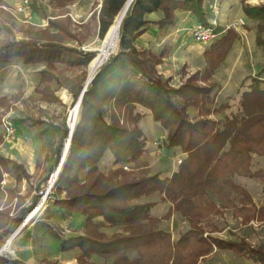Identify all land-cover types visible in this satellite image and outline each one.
I'll use <instances>...</instances> for the list:
<instances>
[{
    "label": "rangeland",
    "instance_id": "obj_1",
    "mask_svg": "<svg viewBox=\"0 0 264 264\" xmlns=\"http://www.w3.org/2000/svg\"><path fill=\"white\" fill-rule=\"evenodd\" d=\"M226 1L230 3L225 5L230 14L226 20L221 21L217 14L221 10L220 5ZM103 2L104 0H0V48L15 40L58 42L84 53L95 54L93 62L105 39L100 36L98 28L99 12ZM214 5H217L216 13L211 10ZM245 6L262 7L264 0L245 2L207 0L206 4L204 2L207 16L209 15L213 22L216 21L215 29L217 33H221L217 40L228 30H233L239 40V30H235L231 25L239 20V16L243 17V14L247 17V25L243 30H254L255 35H244L237 47L234 48L235 43L233 44L227 55L231 57L226 66L227 71L231 70L233 74L231 80L228 78L231 81L228 82V86L223 87L221 73L216 76L218 69L223 68L227 57L212 76H209L206 61V67L197 71L199 66L203 67V63L183 64L177 61V64H172L171 67L165 66V63H169L167 58L172 53L169 47L158 54L163 53L164 58L163 64L159 65L157 70L167 81L169 88L178 90L185 86H193L212 89L207 104L211 112L209 118L220 123L238 113L242 93L252 87L254 80H259L264 67V47H259L256 43V38L260 36L258 21L245 14L243 10ZM261 38H264V34ZM119 41L120 32L116 46L109 50L93 80L109 57L116 52ZM191 42L192 45H196L193 40ZM211 45L206 46L207 50ZM91 63L85 67L58 65L55 70H50L44 64H27L22 58H15L0 66V157L22 165L31 176L29 180L23 179L19 182L15 174L10 172L3 174L1 189L5 192V200L9 191L22 197V200L16 196L9 203L11 224L7 236L0 237V257L17 260L22 264H115V258L88 255L79 248L64 250L61 240L85 237L105 243L119 237H127L130 230L124 226H111L103 218L87 220L83 215L66 216L55 208L50 197L65 199L69 192L76 193L82 186L97 185L101 192H105L110 188L124 187L143 178L154 176L160 179L171 178L179 171L180 163L186 157L180 148L169 150L164 146L167 132L153 121L149 111L139 107L136 112L143 114L144 117L138 122L123 123L124 111L106 104L103 111L108 122L111 123V117L116 116L121 120V126L143 133L141 138L145 141L143 153L129 162L117 163L110 151H105L102 156L98 150L94 151L95 154L91 158L93 164L68 169L66 181L56 185V180L51 186L50 181L61 163L70 136L71 112L87 85ZM43 71H49L56 79L42 81ZM260 80L264 81L263 75ZM79 87L82 88L77 95ZM259 87H264V82ZM188 113L191 120L200 119L197 109L189 108ZM81 117L82 109L79 123ZM7 122L14 130L13 135H9L6 130ZM263 130L264 128H260L258 132ZM64 133L67 135L64 136ZM62 141L63 148L60 153L58 149ZM249 170L252 173L264 171V157L253 155ZM4 180L5 185L2 184ZM233 181L248 192L255 207L248 204L244 206L243 211L234 212L222 208L218 200L209 195V199L218 210L216 211L211 207L208 197H203L199 212L206 218L201 226L206 236L210 234L216 239L243 242L250 249L264 250V184L260 180L241 175H236ZM42 202L44 207L40 215L33 222L26 224L30 215ZM115 203L122 206L151 204V216L160 220L154 230L170 233L174 242L180 240L190 229L186 218L175 211L174 204L163 198L161 192L147 196L127 191L126 194H121ZM238 204L239 208L244 205L239 202ZM25 224L26 228L16 236ZM12 236H15L14 241L5 250L4 247ZM128 261L129 263H126L119 259L117 264H146L139 261L136 253L131 254ZM198 264L261 263L231 251L214 249Z\"/></svg>",
    "mask_w": 264,
    "mask_h": 264
},
{
    "label": "trees",
    "instance_id": "obj_2",
    "mask_svg": "<svg viewBox=\"0 0 264 264\" xmlns=\"http://www.w3.org/2000/svg\"><path fill=\"white\" fill-rule=\"evenodd\" d=\"M127 1L104 0L98 25L102 38ZM204 2L135 0L132 3L120 28L116 52L102 66L83 95L81 121L75 129L70 153L56 185L66 181L68 169L93 164L91 158L94 151L98 150L100 156L110 151L115 162L126 163L136 159L145 150L140 130H129L121 126V120L116 116L111 117V123L105 119L103 106L106 104L124 111L123 123L142 119L144 115L136 112L139 107L149 111L153 121L167 132L164 146L169 150L180 148L186 156L180 163L179 171L171 178H143L105 192H101L97 185H89L79 187L76 193L69 192L65 199L50 197L55 208L66 216L83 215L87 220L103 218L111 226H124L130 230L127 237L105 243L85 237L61 240L62 249L79 248L88 255L115 258V264L119 259L129 263V256L134 253L138 254L139 261L146 264H198L203 257L218 249L244 255L264 264V250L261 248L250 249L243 242L220 240L210 234L206 236L201 226L206 216L199 212L203 197L206 196L211 207L216 210L209 195L216 198L222 208L234 212L243 211L248 204L255 207L248 192L236 185L233 178L241 175L260 180L264 184V171L252 173L249 170L253 155L264 157V130L258 132L264 128V87H259L264 82L260 80L264 76V67L259 80H254L252 87L242 93L238 113L220 123L209 118L211 112L207 104L212 89L193 86L178 90L169 88L157 70L163 64L164 54L156 55L136 47V40L150 25L165 28L172 24L178 11L192 14L200 25L208 27L210 24ZM243 10L248 17L258 21L260 36L256 38V43L264 47V38H261L264 34V6H245ZM155 12H163V18L157 22L146 19V16ZM237 39L238 35L228 30L205 51L209 76L225 61ZM95 56L58 42L15 40L0 48V66L12 59L22 58L27 64H44L50 70H55L58 65L85 67ZM41 75L42 81L56 79L49 71H43ZM189 108L197 109L200 119L191 120ZM62 148L63 141L59 145L60 153ZM9 172L15 174L19 182L31 178L22 165L0 157V237L8 234L11 224L9 203L18 197L9 191L5 200V192L1 189L3 174ZM127 191L147 196L161 192L163 198L174 204L175 211L186 218L190 225L189 231L174 242L170 233L154 230L160 220L151 216V204L122 206L115 203ZM18 199L22 200V197ZM238 202L244 204L243 207L239 208ZM51 233L58 238L55 233ZM0 264L22 263L0 257Z\"/></svg>",
    "mask_w": 264,
    "mask_h": 264
},
{
    "label": "crops",
    "instance_id": "obj_3",
    "mask_svg": "<svg viewBox=\"0 0 264 264\" xmlns=\"http://www.w3.org/2000/svg\"><path fill=\"white\" fill-rule=\"evenodd\" d=\"M206 2L207 0L205 1V4ZM226 4L228 5L230 3H228V1H226V3L224 4L222 3L220 5L221 10L219 14H217V18L221 21L226 20L225 18L228 16V14H230V12L227 11V8H225L227 6ZM163 16V12H155L149 14L146 19L151 22H157L161 18H163ZM246 18L247 17L244 14L243 17L239 16V20H243L245 24L244 26L235 29L239 30L240 39L235 42L234 48L237 47L241 40H243V38L245 37L244 35H255L253 29H251L250 31L243 30V28L247 25ZM207 19L209 23H211L210 21H212V18L209 17V15L207 16ZM197 25H199V23L192 14L178 11L175 13L171 25L162 29L157 25H150L146 32L136 40V47L138 49L150 50L157 55L161 53L162 50H164L166 47H169L171 48L172 53L169 58H167V62L169 63H165V66L169 65L171 67L173 66L172 64H177V61H181L183 62V64L197 63L200 65L201 63H203V67L199 66L197 68V71L203 70L206 67L204 52L207 50V47L196 43L195 46L192 45L193 43L191 42L192 39L190 37L191 30ZM241 31H244L246 34H243V32ZM230 59L231 57L229 55L222 66L223 68H220L217 71L216 76H219L220 73L223 76V87L228 86V82L230 83V80L233 78L231 70L227 71L228 69L226 67L228 66V62L230 61Z\"/></svg>",
    "mask_w": 264,
    "mask_h": 264
},
{
    "label": "bare ground",
    "instance_id": "obj_4",
    "mask_svg": "<svg viewBox=\"0 0 264 264\" xmlns=\"http://www.w3.org/2000/svg\"><path fill=\"white\" fill-rule=\"evenodd\" d=\"M132 2H133V0H128L126 2V4L124 5V7L120 11V13L117 15L113 25L109 28L107 34L105 35V39H104V41L102 43V47H101V50L99 51V54H98L97 58L90 65L89 78H88L86 87H88V85L90 84L91 80L95 76L97 70L99 69V67L101 66V64L105 60V58L108 56L109 50L116 46L117 41L119 40V32H120V28H121L122 22H123L124 18L126 17ZM81 109H82V106H81V103H80V100H79L77 105H76V107L71 112V116H70V120H69L70 136H69V139L67 141V145L65 147V150L63 152L61 163L58 166L57 171L55 172V174L53 175V177H52V179L50 181V185L51 186L56 182V180L58 178V175H59L60 171L62 170V168H63V166L65 164V161H66V159L68 157L71 134L73 133L74 129L76 128V124L80 120ZM43 207H44V203L42 202V203H40L38 205V207L35 209V211L30 215V217L28 218L26 224L31 223L34 220H36V218L42 212ZM14 237L12 236V237H10V239H8V242H7L6 246L4 247L5 250L8 249L11 246V244L14 241Z\"/></svg>",
    "mask_w": 264,
    "mask_h": 264
},
{
    "label": "built area",
    "instance_id": "obj_5",
    "mask_svg": "<svg viewBox=\"0 0 264 264\" xmlns=\"http://www.w3.org/2000/svg\"><path fill=\"white\" fill-rule=\"evenodd\" d=\"M211 10L213 11V13H216L217 5L212 6ZM209 24L210 25L208 27H204L200 24L193 27V29L191 30L190 36H191L194 43L199 44V45L209 46L215 40H217V38L220 36L221 33H217V31L215 29L216 21H214V22L212 21V23H209ZM244 24L245 23L243 20H238V21H235L231 25V27L234 29H237L238 27L244 26ZM6 128H7L6 130H7L9 135L14 134V130L12 129V126L9 122H7ZM2 184L5 185L6 180H4V182Z\"/></svg>",
    "mask_w": 264,
    "mask_h": 264
},
{
    "label": "water",
    "instance_id": "obj_6",
    "mask_svg": "<svg viewBox=\"0 0 264 264\" xmlns=\"http://www.w3.org/2000/svg\"><path fill=\"white\" fill-rule=\"evenodd\" d=\"M92 81H93V79L91 80V82H92ZM91 82H90V83H91ZM85 91H87V87L84 88V90L82 91L81 96H80V103H81V106H82L83 95H84ZM78 124H79V122L76 124V127H77ZM75 129H76V128H75ZM75 129H74L73 133L71 134L70 144H69L70 146H71V141H72V138H73V135H74ZM70 146H69V150H70ZM63 167H64V166H63ZM62 170H63V168H62ZM62 170H61V172H62ZM61 172H60V173H61ZM60 173H59V175H60ZM59 175H58V177H59ZM26 226H27V225H23V227H22L21 230L17 233L16 236H18L19 234H21V232L26 228Z\"/></svg>",
    "mask_w": 264,
    "mask_h": 264
}]
</instances>
